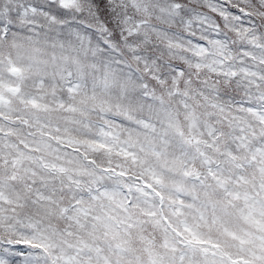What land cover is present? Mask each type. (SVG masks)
I'll return each instance as SVG.
<instances>
[{
	"label": "snow or ice",
	"instance_id": "obj_1",
	"mask_svg": "<svg viewBox=\"0 0 264 264\" xmlns=\"http://www.w3.org/2000/svg\"><path fill=\"white\" fill-rule=\"evenodd\" d=\"M0 264H264V0H0Z\"/></svg>",
	"mask_w": 264,
	"mask_h": 264
}]
</instances>
